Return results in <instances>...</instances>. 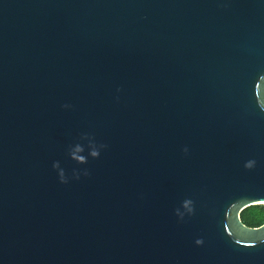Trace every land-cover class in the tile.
Instances as JSON below:
<instances>
[{
	"label": "water",
	"instance_id": "95a60500",
	"mask_svg": "<svg viewBox=\"0 0 264 264\" xmlns=\"http://www.w3.org/2000/svg\"><path fill=\"white\" fill-rule=\"evenodd\" d=\"M254 206L264 0H0V264H264Z\"/></svg>",
	"mask_w": 264,
	"mask_h": 264
},
{
	"label": "clouds",
	"instance_id": "9594fccd",
	"mask_svg": "<svg viewBox=\"0 0 264 264\" xmlns=\"http://www.w3.org/2000/svg\"><path fill=\"white\" fill-rule=\"evenodd\" d=\"M81 152H82V149L79 148V147H77V148L75 149V151L73 152L72 157H73V159L77 160L78 162H80V163H84V162H86V161H85L84 157H82V156L80 155ZM91 155H92L93 157H97V156L99 155V153H98L97 151L94 150V151L91 153ZM253 163H254V162H249V163L246 165V167H248V168H252V167H253ZM57 167H58V165H57ZM60 176H61V179L63 180V178H64V173H63L62 171H61V173H60ZM184 208H185L189 213H191V212H192V204H191V201H186L185 204H184ZM178 215H181V216H182L183 214H182V213H178ZM259 229H264V217L261 218V222H260L259 225L257 226V230H259ZM196 243L199 245V244H202L203 242L200 241V240H198ZM258 243H259V244H264V237L259 238Z\"/></svg>",
	"mask_w": 264,
	"mask_h": 264
},
{
	"label": "trees",
	"instance_id": "16d2710c",
	"mask_svg": "<svg viewBox=\"0 0 264 264\" xmlns=\"http://www.w3.org/2000/svg\"><path fill=\"white\" fill-rule=\"evenodd\" d=\"M262 217H264V206L250 207L241 215L243 223L251 228H257Z\"/></svg>",
	"mask_w": 264,
	"mask_h": 264
}]
</instances>
